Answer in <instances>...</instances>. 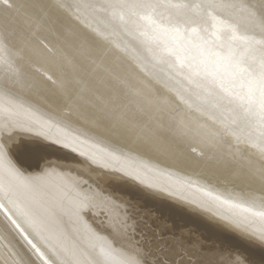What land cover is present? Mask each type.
I'll return each mask as SVG.
<instances>
[{"label": "bare ground", "instance_id": "1", "mask_svg": "<svg viewBox=\"0 0 264 264\" xmlns=\"http://www.w3.org/2000/svg\"><path fill=\"white\" fill-rule=\"evenodd\" d=\"M226 2L237 7L217 11L242 22L250 6L258 7L264 0ZM17 3L22 7L0 12V41L7 44L15 70L9 95L44 119L56 116L62 127L67 124L74 133H87L90 141H68L58 128L35 123L24 114L7 119L0 114V204L4 205L0 245L9 244L25 259L36 260L8 220L9 216L18 219L16 204L33 206L23 188L5 198L13 179L9 171L14 170L21 183L40 178L36 196L41 205L35 210L44 214L48 230L62 241L66 262L87 264L91 245L106 240L114 241L117 248L138 246L144 264H264V240L250 227L238 223L225 208L201 206L169 189L137 163L150 159L168 171L210 181L226 194L260 202L264 157L245 147L246 137L241 133L237 144L234 136L226 135L210 150L219 125L213 126L207 115L196 111L205 103L203 98L188 91L167 67L151 63L135 33L115 26L98 7L104 0ZM190 16L200 27L212 23L202 12L194 10ZM3 75L0 71V84ZM178 90L184 91L191 109L180 104ZM177 104L183 109L180 115L188 113L189 122L201 126L202 134H177L173 127ZM217 115L226 117L228 112ZM117 118L131 122L135 134L106 131V125ZM93 140L117 144L129 160L95 155ZM73 183L98 193L109 206H119L121 219L129 226L127 234L113 231L111 221L98 209L77 216L69 205H61L54 193ZM150 207L155 209L148 211ZM139 208H147L145 214Z\"/></svg>", "mask_w": 264, "mask_h": 264}, {"label": "snow or ice", "instance_id": "2", "mask_svg": "<svg viewBox=\"0 0 264 264\" xmlns=\"http://www.w3.org/2000/svg\"><path fill=\"white\" fill-rule=\"evenodd\" d=\"M59 6L64 7L62 3ZM19 7L22 5L17 0H0V12L8 13ZM98 7L115 26L135 33L151 63L167 67L172 77L185 85L188 91L203 98L205 103L198 105L196 111L201 116L207 115L213 121V126L219 125L215 128L210 150L226 135L234 136L237 144L241 143L242 133L246 137L243 141L245 147L254 149L264 157V2L258 7L250 6L251 10L242 22L224 17L217 11L237 7L226 0H205L201 3H191L189 0H104ZM194 10L209 17L212 23L200 27L198 21L190 16ZM254 29H259L258 33ZM257 35L260 37L258 40L255 38ZM0 71L4 74L3 83L0 84V114L5 119L24 114L35 123L58 128L68 141L89 143L87 133H74L67 124L62 127L60 118L56 116L44 119L9 95V82L15 70L12 54L3 41H0ZM178 95L180 104H186L191 109L184 91L178 90ZM180 104H177V118L173 125L177 134H202L201 126H193L189 122L188 113L180 115L183 111ZM225 110L228 112L226 117L217 115ZM105 130L119 136H131L136 132L131 122L125 124L118 118L106 125ZM92 147L95 155L102 158L118 162L129 160L117 144L93 140ZM2 155L0 152V160ZM137 163L140 169L154 172L169 189L184 193L185 198L201 206L225 208L238 223L250 227L254 234L264 240V198L257 202L255 198L244 199L226 194L210 181L168 171L152 164L150 159ZM260 175L264 180V169ZM9 176L13 179L4 191L5 198L11 199L14 190L23 188L33 202L32 207L16 204L15 216L18 219L9 216L8 220L26 241L36 260L25 259L9 244H4L0 245L3 248L0 264H37V261L39 264H72L63 259L65 247L48 230L44 214L35 210L41 205L36 196L40 178H36L35 182L21 183L19 174L14 170L9 171ZM54 196L61 205H69L77 216L98 209L111 221L113 231L127 234L129 226L126 219H121L119 206H109L90 188L73 183L58 188ZM3 207L0 204V208ZM91 248L89 254L92 259L87 264H144L138 246L131 243L127 247L117 248L114 241L100 240L93 243ZM235 264L240 262L236 261Z\"/></svg>", "mask_w": 264, "mask_h": 264}, {"label": "rangeland", "instance_id": "3", "mask_svg": "<svg viewBox=\"0 0 264 264\" xmlns=\"http://www.w3.org/2000/svg\"><path fill=\"white\" fill-rule=\"evenodd\" d=\"M143 205V203H141V206ZM155 208L154 207H150V208H148V211H150V210H154ZM143 210V211H142ZM145 210H147V208H139L137 211H142L141 213H143V214H145ZM136 215H138L137 213H136ZM145 220V219H144ZM156 222V221H155ZM154 228V227H153Z\"/></svg>", "mask_w": 264, "mask_h": 264}]
</instances>
